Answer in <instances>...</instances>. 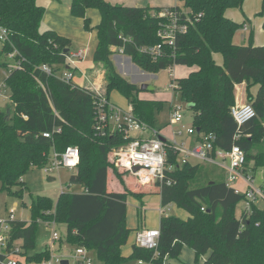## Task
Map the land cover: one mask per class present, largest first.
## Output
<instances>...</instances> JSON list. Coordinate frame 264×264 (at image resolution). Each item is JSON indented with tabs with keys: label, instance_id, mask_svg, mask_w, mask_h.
<instances>
[{
	"label": "trees",
	"instance_id": "16d2710c",
	"mask_svg": "<svg viewBox=\"0 0 264 264\" xmlns=\"http://www.w3.org/2000/svg\"><path fill=\"white\" fill-rule=\"evenodd\" d=\"M182 2V7L162 8L71 0L70 14L83 19L86 31L91 29L86 12L95 9L100 15L95 27L93 62L104 71L105 91L101 96L109 100L111 92H118L127 100L135 118L155 130L154 117L164 102L140 98V88L116 71L110 59L113 49H121L147 74L175 66L192 68L186 76L174 79L180 101L190 105L192 127L199 134L215 135L216 148L242 149L246 169L251 161L253 171L264 169V44L255 46L252 34L247 45L235 44L233 37L241 25L225 16L227 9H241L244 0ZM263 13L264 0L256 15ZM44 14V7L36 0H0V25L11 32L12 46L7 53L16 50L20 61V67L3 80L10 91L12 111L0 110V191L22 199L26 189L21 178L27 171L45 167L50 150L61 153L68 146H77L80 153L76 174L68 187L79 191L60 194L56 203L39 196L31 201L30 222L7 221L11 241H23L26 263L39 264L50 258L48 247L33 251L39 222L54 221L57 228L64 230L56 241L57 251L65 246L73 250L84 248L94 252L100 264L138 260L164 264L166 259H178L184 247L193 251L196 263L206 257L204 264H264V207L252 204L248 214L242 212L236 217L235 208L245 200L244 194L236 193L224 179L209 177L203 172L206 164L177 165V157L169 152L170 161L175 164L174 171L166 176L171 185L140 187L136 182L138 191L127 186L126 173L114 169L109 156L130 138L120 133L95 136L98 95L56 75L62 69L73 70L66 64L69 53H64L67 49L70 52L71 41L52 30L41 32ZM164 17H176V23L187 27L175 36L173 45L158 36L161 25L170 22ZM155 47L159 53H146ZM214 54L222 56L221 66L216 64ZM42 65L49 66L52 75L43 72ZM243 83L256 118L239 127L231 108L235 106V86ZM255 86L258 90L252 95L250 90ZM43 133H50L51 137L45 138ZM111 168L124 192L108 189ZM16 187L20 188L13 191ZM155 189L162 207L174 204L189 216L185 220L161 216L157 249L133 244L131 254L125 257L122 247L131 232L126 226L127 195L141 199Z\"/></svg>",
	"mask_w": 264,
	"mask_h": 264
},
{
	"label": "built area",
	"instance_id": "2783aa9c",
	"mask_svg": "<svg viewBox=\"0 0 264 264\" xmlns=\"http://www.w3.org/2000/svg\"><path fill=\"white\" fill-rule=\"evenodd\" d=\"M183 1V0H182ZM168 18L170 22H164L159 31L158 36L169 45H173L175 36L184 33L187 29L186 25L176 23V17ZM11 32L0 25V61L5 64L6 74L8 75L13 69L20 67V61L16 59L17 51L7 53V49L11 47ZM114 52L122 53V50L113 49ZM147 54L159 53L157 47L149 49ZM76 54L69 53L66 55V64L73 66L76 64ZM80 57V56H78ZM7 59L13 61L12 65L7 64ZM41 70L48 75H52V69L47 65H42ZM62 81L66 83H74L73 73L71 70H63L56 74ZM75 84V83H74ZM76 85V84H75ZM1 88L6 87L2 82ZM0 88V94H1ZM177 89V86L173 88ZM95 92V91H94ZM95 102V119L93 122V131L95 136L104 137L109 133H120L129 141L115 149L110 153L113 166L126 174H131L140 187H161L162 185H171L172 181L167 179V173L174 171L175 164L170 161L169 152L175 155L177 165L183 164H211L217 165L221 169L227 171L225 183L228 187L243 181L245 191L235 189L236 193H242L245 196L243 212L249 213L252 204L260 201L264 207V189L254 184V177L246 169L245 153L238 146H232L229 150L216 148L214 142L216 136L213 134L202 135L197 133L193 128L182 127L178 136L195 135V143L193 149L188 151L185 149L183 141H177L175 137L164 138L156 130H150L142 121L135 118L131 110H122L106 100L100 94ZM170 122L169 125L176 126L182 121L180 114L181 108L170 103ZM231 115L237 125L240 127L256 118V112L250 104L235 105L231 108ZM56 133H60V129H54ZM173 131V130H172ZM131 132L138 135L133 137ZM150 134V136H146ZM172 134L175 136V132ZM43 137L50 138V133H43ZM161 138L163 140H161ZM80 159V153L77 146H68L61 153L52 151L49 161L43 170L45 173L53 172V170L67 168L76 170ZM202 211L204 209L202 208ZM164 212L163 209L160 213ZM12 218V215H10ZM7 221H14L10 219ZM7 221L0 222V264H27L26 255H24L23 241H11V227ZM46 226H52L51 242L47 246L51 251L48 260H43L39 264H60L62 260H68L69 264H94L90 252L84 248H75L72 252L61 254L55 248L56 241L59 239V233L56 230L54 221L43 222ZM159 230L158 229H141L136 231L134 244L140 248L147 250H156L158 246ZM135 264H151L138 260Z\"/></svg>",
	"mask_w": 264,
	"mask_h": 264
},
{
	"label": "rangeland",
	"instance_id": "374dc122",
	"mask_svg": "<svg viewBox=\"0 0 264 264\" xmlns=\"http://www.w3.org/2000/svg\"><path fill=\"white\" fill-rule=\"evenodd\" d=\"M49 1H52V0H49ZM60 2L63 3L64 5L69 4V6L71 4V0H60ZM161 3L164 6H171V7L172 6H179V7L183 6L182 0H162ZM38 4L42 5L41 2L40 3L38 2ZM143 4L145 6V3ZM47 5L44 4L42 6L44 7L45 11L47 10V8L45 7ZM261 5H262V0H245L244 4L242 5V9H230V10L227 9L226 10L225 13L227 14L225 16L227 18H230V16H233L232 18L236 19L234 20V22L241 25V27L236 31L233 37V42L235 44L247 45L249 43L250 34H252L253 44H256L255 42H260L263 39L264 29L261 26V23L259 21L260 19L257 18L261 16L256 15L257 13L261 11ZM142 6L143 5H141L140 7ZM90 11H94L95 13H98L95 9H90ZM48 12H50L49 9H48ZM51 15H52V12L49 13V16ZM244 15L251 18L252 20L251 25L247 21H245ZM86 17H91V16H86ZM244 21L246 22V25L248 26L247 27L249 30L248 32L243 31ZM43 24H44V21H42V24L40 26L41 32H44L46 30H52V29H48L45 26H43ZM6 62L9 65L13 64V61H11L10 59H7ZM2 63L3 62L0 61V64ZM132 66L138 69V67L133 63H132ZM98 68L102 69L101 65H99ZM185 71L186 72L189 71L188 67H180L176 69L174 68L166 69V70L160 71L157 74H147V73L144 74L141 72L140 69H138L137 75L143 76V78L140 79V76H137L134 70L131 69L128 71L130 72L131 77L129 78L128 76H126V78L127 80L128 79L130 80V81L128 80L129 82H131L132 80L142 82V80L144 79V82L146 84L151 85L153 87L154 91L152 92L141 91L140 93L143 94L142 96L147 99L160 100L164 102L162 109L159 112H157L154 117L153 125H154L155 130L159 133L168 132V137H170L171 139L175 137L177 141H183L185 143V149L188 151H191L195 143V135L190 134L187 136L183 135L180 137L177 134L179 131H181L182 127L184 128L192 127V112L191 110H189L190 105L184 102H181L179 98V93L173 89L175 87L174 79L183 77L180 74ZM5 74H6V67L0 66V85L5 79ZM81 86H83V84ZM137 86L140 88L141 86L140 83H138ZM104 91H105V88L103 84L95 93L104 95ZM241 95L242 94L240 92L234 93L236 102H238ZM109 98L113 105L115 104V106H118L120 107V109L125 110V111L129 110V105H128L127 100L124 97H122L118 92L114 91L110 93ZM170 100L172 101L174 106H179L181 108L180 114L182 116L181 123L172 127V129L168 127L169 122H170V117H169ZM246 103L249 104L248 101L245 103L243 102L242 104H246ZM0 110H3V111L10 110V112L12 111L10 91L8 90L7 87L1 88ZM172 130L175 132V136L172 134L173 132ZM137 135H138L137 133L131 132V136L135 137ZM49 154L50 155L52 154V150L49 151ZM111 160L112 159L109 156L110 164L112 165L114 169H116L113 166ZM201 165H204V164H201ZM253 166H254V162L253 161L249 162L247 166L248 171H250L254 177L255 186L263 188L264 187V169L259 168L253 171L251 169ZM110 170L111 171L109 172V175H108V189L115 191V192H124L125 190L123 188L121 181L113 173V169L111 168ZM203 172L204 173L206 172L207 175L211 178L219 177L220 179L225 180V178L227 177V173L220 167H217L216 165L206 164ZM75 174H76V170H70L67 168L53 170V172H49V173H45L43 168H35V167L30 168L27 171V173L21 178V180L24 182V186L26 189L24 191L22 199H20L19 197H15V196H9L7 193L0 191V222H4L10 219L30 222L31 220L30 205L33 199L39 196H44V197L50 198L53 203H56L60 194L79 191L78 188H73V187L68 188L69 180L72 176H75ZM50 179H53V181H50ZM124 179H125L127 186H129V188L136 187V181L134 177L131 176V174H125ZM233 185L235 186V188L237 186L238 189H240L241 187V184L239 182ZM0 188H1V185H0ZM19 188L20 187H16L13 189V191L18 190ZM126 204H127L126 226L131 230L129 234V242L130 241L134 242L135 233H136L135 230L137 229V227L141 225V222L145 224V226L150 228V227L158 226L157 224L159 222L160 214L161 216H175L183 220L187 219L189 216L187 212H185L182 209L177 208L174 204H170L168 206L162 207L160 204V199H159V195L157 194V191L152 193V195L147 196V197L144 196L141 199H138L132 195H127ZM256 205H258L259 207H262L263 203L258 201L256 202ZM243 206H244V201H241L236 206L235 208L236 217H240L241 212L243 210ZM162 209L164 212L159 213L160 210ZM10 215H12V218H10ZM56 230L59 234H62L64 232L63 228L60 229L59 227L58 228L56 227ZM51 234H52V226H46L44 223L39 222V226H38V229L35 235V249L33 252H41L45 248L46 245H49L51 242ZM185 249H188V251L192 253L191 249L189 248H185ZM184 251L182 252V254L180 255L178 259L168 260L169 263L189 264L188 257H186V254ZM90 256L92 257L94 264H100L96 261L94 252H90ZM193 258L194 257L192 253V256L190 257L192 261L191 264H193ZM134 263H135L134 261H130L126 264H134ZM197 263L202 264L201 260ZM197 263L195 262V264Z\"/></svg>",
	"mask_w": 264,
	"mask_h": 264
},
{
	"label": "crops",
	"instance_id": "0c3cea01",
	"mask_svg": "<svg viewBox=\"0 0 264 264\" xmlns=\"http://www.w3.org/2000/svg\"><path fill=\"white\" fill-rule=\"evenodd\" d=\"M36 1H37V3L41 2L42 5L39 4L41 6H43L44 4H46V5L48 4L47 6H45L47 8V10L45 11V14L42 18V21H44L43 26H45L48 29H52V31H54L58 35L63 36V37H65L71 41V49H70L69 53H71L72 55L73 54L77 55V57L74 58V59H76V64L71 66L73 68V70H72L73 80L72 81L80 87L84 86V88H88V89L91 88V90L93 89L92 91L97 92V90L105 83L103 81L104 80V71H102V69H99L98 68L99 65H97L93 62V54H94L96 46H97V32L95 30V27L100 22L99 13H95L94 11H90V10H88L86 12V16H91V17H87L88 19H90V28L91 29L89 31H86L84 29L83 20L79 19V18H74L70 15L69 4L64 5L63 3L60 2V0H57V1L55 0L56 2L54 0H52V1L36 0ZM105 1L108 3H111V4H120V5H124V6H128V7H134V6L140 7L141 5H143L142 7H144L143 3H145V6H151V7H162V8L171 7V6H164L161 3L162 0H105ZM48 9L50 10V12H48ZM228 10H230V9H228ZM51 12H52V15L49 16V13H51ZM226 14L227 13H225V15ZM232 17L233 16H230L229 19L232 21L236 20V19H233ZM246 17L247 16H245V21H247L251 25V22H252L251 18L250 17L246 18ZM257 18L260 19L259 21H260L261 26H262L263 21H264V13L261 17H257ZM245 21L243 22V31L248 32L249 31L247 28L248 26L246 25ZM41 24H42V22H41ZM255 43H256V44H254L255 46H262L264 44V36L260 42H255ZM78 56H80V57H78ZM213 58H214L217 65L221 66L223 64V58L221 55L214 54ZM110 59L112 60L114 67L116 68V71L125 79H127L126 76H128L129 78L131 77L130 72H128L131 69L134 70L136 75L138 74L137 72H138L139 68L137 69L134 66H132V62H131L130 58L125 56L124 54H122L120 52H114V50H113V54L110 57ZM180 67H184V66H175L173 68L176 69V68H180ZM188 69H189L188 72L185 71V72L181 73L180 75L184 77L190 71L193 70L192 68H188ZM142 73H144V72H142ZM137 76H140V75H137ZM141 78H143V76H140V79ZM131 83L137 84V85H138V83H140V85L146 84L144 82V79L142 80V82L132 80ZM82 84H83V86H81ZM257 90H258V87L255 86V87L251 88L250 92L252 95H255ZM143 92H152V91H143ZM235 92H240L242 94L240 96V99L238 100V102L235 101V105H241L243 102L244 103L247 102L246 89H245L244 83L240 84V85H236L235 86ZM142 95L143 94L140 93V98L147 99V98L143 97ZM109 102L112 104V102L110 101V98H109ZM171 102L172 101L170 100V103ZM114 106H115V104H114ZM116 107H118V106H116ZM118 108H120V107H118ZM170 111L171 110L169 108V117H170V113H171ZM168 127L170 128L171 126L169 125ZM172 127H174V126H172ZM159 134H160V136H162L164 138H168V139L170 138V137H168V132H160ZM146 136H150V134H147ZM224 171L227 173L226 170H224ZM248 172L252 175V173L250 171H248ZM239 183L241 184V187L239 190L245 191V186H244L243 181H239ZM232 188H235V186L233 185ZM236 188H237V186H236ZM130 189L132 191H138L136 189V187L130 188ZM150 195H152V194H147L145 196L147 197ZM159 199H160V197H159ZM262 208H263V206H262ZM242 212H243V210H242ZM160 217H161V214H160ZM160 217H159V220H160ZM157 225L159 226V222ZM158 226L149 228L141 222V225L139 227H137V229L135 231L141 230V229H158ZM133 244H134V242L133 241L129 242V238H128L127 243L122 247V255L123 256L128 257L131 254V248H132ZM47 246L48 245H46L45 248H47ZM57 247L58 246L56 245L55 248H57ZM185 248H187V247H184L182 252L185 250L184 252L186 254V257H188L189 264H191L192 261H191L190 257L192 256L193 251L191 250L192 253H190L188 251V249H185ZM72 250L69 247L65 246V247H63V249L61 251H58V252L61 254L67 255L68 253L72 252ZM193 257H194V253H193ZM194 259L195 258H193V264H195ZM205 259H206V257L201 259L202 264H204ZM168 260H170V259H166L164 263L165 264H171V263H169Z\"/></svg>",
	"mask_w": 264,
	"mask_h": 264
},
{
	"label": "water",
	"instance_id": "95a60500",
	"mask_svg": "<svg viewBox=\"0 0 264 264\" xmlns=\"http://www.w3.org/2000/svg\"><path fill=\"white\" fill-rule=\"evenodd\" d=\"M64 53H65V54L69 53V50H68V49L65 50ZM140 90H141V91H153L154 89H153V87H152L151 85H148V84H142V85L140 86ZM197 133H199L198 130H197ZM161 140H163V139L161 138ZM50 181H53V179H50ZM60 264H69V262H68V260H62Z\"/></svg>",
	"mask_w": 264,
	"mask_h": 264
}]
</instances>
